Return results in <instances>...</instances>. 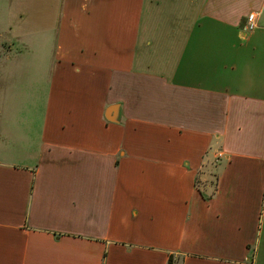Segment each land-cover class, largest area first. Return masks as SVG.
Returning a JSON list of instances; mask_svg holds the SVG:
<instances>
[{"label": "crops", "instance_id": "crops-1", "mask_svg": "<svg viewBox=\"0 0 264 264\" xmlns=\"http://www.w3.org/2000/svg\"><path fill=\"white\" fill-rule=\"evenodd\" d=\"M26 10L9 32L39 57L0 70V264H264V0Z\"/></svg>", "mask_w": 264, "mask_h": 264}, {"label": "rangeland", "instance_id": "rangeland-1", "mask_svg": "<svg viewBox=\"0 0 264 264\" xmlns=\"http://www.w3.org/2000/svg\"><path fill=\"white\" fill-rule=\"evenodd\" d=\"M30 0H0V30H5V33L0 34V70L5 66V72L7 75H12L15 70L19 69V66L23 61L21 60H13L8 62L9 59H13L14 57H19L23 53L22 59H26L30 63L31 59L38 58L35 51H31L26 48L23 44H21L19 39L13 38L12 34L9 32V29L16 28L20 26V20L16 17V14L19 12H24V9H27L25 13L29 10ZM45 8H40V10H44ZM27 23V21H26ZM30 45V44H29ZM30 53V54H29ZM5 64V65H4ZM1 72V71H0ZM4 76L0 78V97H3V91L5 87ZM7 82H10L8 80ZM14 87L10 88V91L13 90ZM217 172L214 171L211 174L209 179V184L214 187L217 180ZM262 231L264 233V208L262 214ZM262 252L264 254V243L262 245ZM261 262L264 263V257H261Z\"/></svg>", "mask_w": 264, "mask_h": 264}, {"label": "built area", "instance_id": "built-area-1", "mask_svg": "<svg viewBox=\"0 0 264 264\" xmlns=\"http://www.w3.org/2000/svg\"><path fill=\"white\" fill-rule=\"evenodd\" d=\"M257 15L256 14H251L248 17L247 21V30L252 31L257 27ZM167 264H180L177 257L175 255L171 256Z\"/></svg>", "mask_w": 264, "mask_h": 264}, {"label": "water", "instance_id": "water-1", "mask_svg": "<svg viewBox=\"0 0 264 264\" xmlns=\"http://www.w3.org/2000/svg\"><path fill=\"white\" fill-rule=\"evenodd\" d=\"M106 118L108 121L117 123L119 120V107L118 106H112L108 109L106 113Z\"/></svg>", "mask_w": 264, "mask_h": 264}]
</instances>
